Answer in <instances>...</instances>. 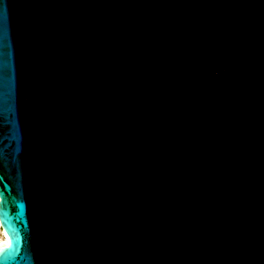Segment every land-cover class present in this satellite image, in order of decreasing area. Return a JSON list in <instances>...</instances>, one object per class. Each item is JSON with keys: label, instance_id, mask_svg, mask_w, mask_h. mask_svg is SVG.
Returning <instances> with one entry per match:
<instances>
[{"label": "water", "instance_id": "1", "mask_svg": "<svg viewBox=\"0 0 264 264\" xmlns=\"http://www.w3.org/2000/svg\"><path fill=\"white\" fill-rule=\"evenodd\" d=\"M0 264H264V0H0Z\"/></svg>", "mask_w": 264, "mask_h": 264}, {"label": "bare ground", "instance_id": "2", "mask_svg": "<svg viewBox=\"0 0 264 264\" xmlns=\"http://www.w3.org/2000/svg\"><path fill=\"white\" fill-rule=\"evenodd\" d=\"M0 230H2V232H3V235L0 236V248H1L4 245L8 244L9 240H8V236L6 235L1 223H0Z\"/></svg>", "mask_w": 264, "mask_h": 264}, {"label": "rangeland", "instance_id": "3", "mask_svg": "<svg viewBox=\"0 0 264 264\" xmlns=\"http://www.w3.org/2000/svg\"><path fill=\"white\" fill-rule=\"evenodd\" d=\"M3 235V232H2V230H0V236H2Z\"/></svg>", "mask_w": 264, "mask_h": 264}]
</instances>
